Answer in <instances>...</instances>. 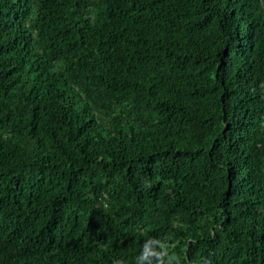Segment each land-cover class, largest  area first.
Listing matches in <instances>:
<instances>
[{"label":"trees","instance_id":"obj_1","mask_svg":"<svg viewBox=\"0 0 264 264\" xmlns=\"http://www.w3.org/2000/svg\"><path fill=\"white\" fill-rule=\"evenodd\" d=\"M0 264H264V0H0Z\"/></svg>","mask_w":264,"mask_h":264}]
</instances>
